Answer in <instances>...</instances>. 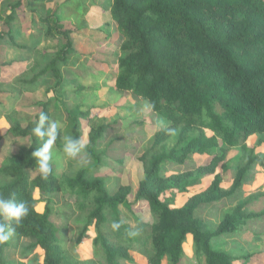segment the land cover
Segmentation results:
<instances>
[{"label": "trees", "instance_id": "1", "mask_svg": "<svg viewBox=\"0 0 264 264\" xmlns=\"http://www.w3.org/2000/svg\"><path fill=\"white\" fill-rule=\"evenodd\" d=\"M23 2L5 1L7 14L0 13V21L6 30L0 33V48L4 53L15 49L31 56V64L8 81L0 80V103L13 94L27 100L25 93L41 85L47 99L34 102L39 112L25 124L16 109L7 113L5 134L15 140L28 138L29 143L18 145L4 158L0 197L25 201L29 213L19 224L0 217V222L14 229L15 240L13 246L0 242V264H10L7 250L16 249L22 239L27 240L20 250L22 259L35 254L33 260L40 264H83L70 257L66 241L57 236L58 227L51 220L50 195L63 189L75 193L76 210L86 216L87 223H94L93 245L104 254L102 264L131 263V252L142 255L146 264H180L186 249L197 264H249L251 253L236 254L213 246V241L264 216L263 210L249 208L264 194L241 200L214 229L195 212L202 205L234 195L253 165L264 169L263 157L256 153L264 141V0H108L123 37L115 89L144 98L155 115L169 123L139 157L144 177L134 199L145 201L152 216L147 233L140 238L120 215V206L131 210V187L121 185L111 193L104 178L94 171L102 161L95 150L105 124L91 127L85 142L86 158L92 164L74 166L60 175L52 169L46 179L34 164L31 154L43 141L32 129L41 112L50 118V95L70 83L63 69L75 48L70 30L50 7L38 19L41 37L29 45L18 44L14 30L23 22L19 14ZM44 40L55 48L39 49ZM12 63L5 59L1 65ZM58 132L55 143L61 147L62 135L81 140L72 116ZM173 134L176 140L169 144ZM251 136L257 137L256 147L247 142ZM232 148H239L241 154L236 165L227 167L223 160ZM192 154L210 156V161L162 174L163 164L183 165ZM70 159L79 162V157ZM226 172L228 180L222 175ZM114 222L120 224L118 229H113Z\"/></svg>", "mask_w": 264, "mask_h": 264}, {"label": "rangeland", "instance_id": "2", "mask_svg": "<svg viewBox=\"0 0 264 264\" xmlns=\"http://www.w3.org/2000/svg\"><path fill=\"white\" fill-rule=\"evenodd\" d=\"M6 0H0V13L5 16L7 11L3 7ZM108 0H53L51 3L24 0L22 25L14 30L15 41L18 44L29 45L34 39L41 37L38 19L44 15L47 7L55 11L60 21L70 30V38L75 53L70 57L69 64L63 69V75L70 81L58 94L50 95L49 111L51 120L59 122V131L66 126L68 116L74 117L81 141L86 142L88 133L93 126L105 124L106 129L101 135L96 153L101 154L102 161L94 171L104 178L106 189L113 193L121 185H129L131 193L128 200L132 202L131 210L120 206V215L132 233L140 238L147 233L152 216L148 205L143 200L135 201L134 194L139 182L144 177L143 166L139 157L151 147L155 134L169 126L165 120L159 119L152 111L149 103L142 97L133 95L130 91L121 92L115 89V79L118 70V56L123 37L112 19L107 7ZM5 26L0 21V33L5 32ZM41 50H53L55 45L49 41H42ZM0 48V80L8 81L18 72L31 64V56L18 50L10 49L6 53ZM5 54V55H4ZM5 56V58H4ZM8 59L10 65L1 63ZM77 80V83L71 82ZM27 100L20 95L13 94L3 98L0 103V166L4 158L20 144H28L29 139L15 140L8 137L5 131L8 127L7 113L17 110V117L25 124L39 112L34 102L47 99L45 86H39L34 92H26ZM256 136L248 139L249 145H255ZM264 138V137H263ZM176 140L173 134L169 144ZM61 142H64L62 135ZM63 147L54 143L52 149L51 166L60 175L71 171L74 166L82 163L71 160L63 152ZM256 153L263 157L264 141L256 147ZM241 152L239 148H232L225 155L223 162L227 167L236 165ZM210 156L192 154L187 157L183 165L165 163L161 166L162 174H170L185 168H194L206 164ZM92 164L89 162L87 164ZM217 172L222 173L221 167ZM228 180L229 173L222 174ZM264 194V169L253 165L245 175L241 188L232 196L222 198L217 202L202 205L197 208L195 215L203 219L210 229H214L224 215L251 194ZM75 193L67 189L50 195L52 199L51 220L57 225V236L67 243L68 254L74 260L83 264H102L104 254L99 246L93 245L96 235L94 223H87L86 216L75 208ZM40 210L41 205L37 204ZM249 208L253 211H264V196L253 200ZM12 237L7 241L15 244ZM27 244L22 239L17 248L7 250L6 256L10 264H40L30 258L22 259L20 250ZM213 246L224 248L236 254L251 253V264H264V216L248 221L236 232L225 234L214 239ZM133 262L123 264H146L144 257L131 252ZM166 264V263H164ZM180 264H197L189 250Z\"/></svg>", "mask_w": 264, "mask_h": 264}, {"label": "clouds", "instance_id": "3", "mask_svg": "<svg viewBox=\"0 0 264 264\" xmlns=\"http://www.w3.org/2000/svg\"><path fill=\"white\" fill-rule=\"evenodd\" d=\"M60 124L56 120H51L49 116L41 112L38 122L33 127V134L43 142L32 152L34 164L38 168L43 178H47L52 171V149L58 137ZM46 138V139H45ZM87 145L80 139L71 136L64 137L63 152L69 158H78L82 164H87ZM29 213V208L25 201L17 202L15 199H5L0 197V217L13 220L19 224ZM113 229H118L120 224L114 222ZM14 229L7 223L0 222V242L8 241L13 235Z\"/></svg>", "mask_w": 264, "mask_h": 264}, {"label": "crops", "instance_id": "4", "mask_svg": "<svg viewBox=\"0 0 264 264\" xmlns=\"http://www.w3.org/2000/svg\"><path fill=\"white\" fill-rule=\"evenodd\" d=\"M252 261V260H251ZM251 261L249 262V264H251Z\"/></svg>", "mask_w": 264, "mask_h": 264}]
</instances>
